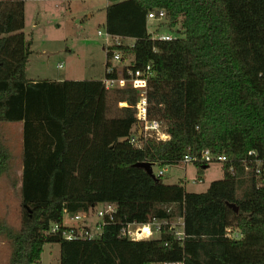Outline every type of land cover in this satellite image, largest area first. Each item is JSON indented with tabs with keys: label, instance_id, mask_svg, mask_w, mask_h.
<instances>
[{
	"label": "trees",
	"instance_id": "trees-1",
	"mask_svg": "<svg viewBox=\"0 0 264 264\" xmlns=\"http://www.w3.org/2000/svg\"><path fill=\"white\" fill-rule=\"evenodd\" d=\"M27 1H0V124H23L22 228L8 229L11 264H37L46 244L60 246V264H264V187L242 162L251 151L264 157V0H108L106 32L134 40L115 48L133 57L131 69L153 64L151 117L168 127L166 141L140 136V148L130 142L135 92L103 83L116 70L103 80L27 79ZM156 9L167 12L169 27L180 25L179 37L152 38L147 15ZM110 100L129 106L112 117ZM204 149L229 159L205 193L138 166H177ZM10 160L0 143V177ZM194 165L199 175L208 167ZM103 203L117 211L100 239L49 233L65 211ZM154 218L183 219V240L167 225L160 239L120 237L124 224Z\"/></svg>",
	"mask_w": 264,
	"mask_h": 264
},
{
	"label": "rangeland",
	"instance_id": "rangeland-1",
	"mask_svg": "<svg viewBox=\"0 0 264 264\" xmlns=\"http://www.w3.org/2000/svg\"><path fill=\"white\" fill-rule=\"evenodd\" d=\"M108 0H30L25 3V29L27 40L33 41L34 51L27 65L29 81L54 80H103L106 75L108 48L121 43L132 46L134 40L116 39L107 44L106 12ZM93 12V18L90 17ZM152 37L173 35L179 37L180 25L169 27L170 21H148ZM117 41V42H116ZM122 52V51H121ZM127 59V57H126ZM125 64H118V73ZM61 66V67H60ZM113 95V93L111 92ZM110 100V116L114 117L122 108ZM136 135V127L134 128ZM150 136V135H146ZM0 143L10 153L7 173L0 177V264H11L13 245L8 239V229L15 233L22 228V157L23 124L1 123ZM183 165V166H182ZM223 166L209 165L198 176L194 164L160 167L155 165L153 172L158 175L167 170L162 177L164 184L187 183L191 193H205L212 182L224 178ZM201 177L202 182H199ZM177 230H181L178 219L173 220ZM239 236L233 231V237ZM37 264H60V246L46 244Z\"/></svg>",
	"mask_w": 264,
	"mask_h": 264
},
{
	"label": "built area",
	"instance_id": "built-area-1",
	"mask_svg": "<svg viewBox=\"0 0 264 264\" xmlns=\"http://www.w3.org/2000/svg\"><path fill=\"white\" fill-rule=\"evenodd\" d=\"M0 1H22V0H0ZM167 18V12L163 9H156L150 11L147 15L148 21H163ZM99 36L105 35L107 44L110 45V41L116 39H127L123 37L113 36L107 32H98ZM153 38V37H152ZM173 35H158L154 37V40L161 41H172L176 39ZM117 42V41H116ZM133 46V45H132ZM116 47H128L118 43L113 47L108 48L111 57L109 59L108 73H113L115 70L118 72V64H125L123 71L119 74V77L115 79H104L103 83L107 91L125 90L130 89L135 92L136 101L133 105L135 116L137 119L136 124V135L130 138V142L136 147H141L142 143L139 140L140 136L151 135L154 136L158 141H166L169 138L167 123L161 116L151 117V102H150V80L154 77L153 64L150 63L145 69H131V63L133 57L126 56ZM131 47V46H129ZM127 69V76L123 74L124 70ZM120 106L128 107L127 102L119 103ZM122 107V108H123ZM140 131L142 134L140 135ZM126 140V139H124ZM229 159L224 154H216L209 149H204L201 152L199 158L192 156L190 153L186 154L181 164H195L200 162L204 165H211L214 163L221 164L222 166L227 163ZM243 165L245 171L249 174H254L258 181L259 186L264 187V157L260 158V155L256 152H249L248 158L244 159ZM233 172V168L230 170ZM165 170L158 172L159 177L164 175ZM117 207L113 204H99L89 211L71 213L65 211L63 220L61 223H53L50 227V234H62V237L67 241L77 240H96L100 239L103 235L104 228L115 222V214ZM180 220V219H178ZM182 222V220H181ZM183 224V223H182ZM169 226V233L175 237V239L182 241L184 238L183 230H177L173 222L167 220L152 219L147 224L139 223H127L124 224L121 231L120 237H127L133 241H145L160 239L162 236L163 226ZM162 264H184V262H165Z\"/></svg>",
	"mask_w": 264,
	"mask_h": 264
},
{
	"label": "crops",
	"instance_id": "crops-1",
	"mask_svg": "<svg viewBox=\"0 0 264 264\" xmlns=\"http://www.w3.org/2000/svg\"><path fill=\"white\" fill-rule=\"evenodd\" d=\"M109 5V1H108V3H107V6ZM107 6H106V8H105V12H106V9H107ZM90 17L91 18H93V12L91 13V15H90ZM149 23L150 22H147V24H148V32L150 33V31H149ZM106 25V24H105ZM129 40H132V39H129ZM34 52V51H33ZM32 56V55H31ZM31 56H30V58H31ZM30 58H29V60H30ZM28 63H29V61H28ZM28 65V64H27ZM61 67V66H60ZM26 75H27V69H26ZM90 80H100V79H90ZM54 81H63V79L62 80H54ZM34 82H36V81H34ZM180 165V164H179ZM159 166V165H158ZM183 166V165H182ZM154 167V166H153ZM161 167V166H160ZM166 167V166H165ZM23 170V169H22ZM165 172H167V170H165ZM165 172H164V174H165ZM154 173V172H153ZM198 176H199V174H198ZM163 177V176H162ZM199 178V182H202V179H201V177H198ZM185 187H186V190H187V183L185 182ZM187 192H189L188 190H187ZM189 193H191V192H189ZM176 219H180L179 221H180V224H181V230H183V219H181V218H176ZM181 220H182V222H181ZM41 262V261H40Z\"/></svg>",
	"mask_w": 264,
	"mask_h": 264
},
{
	"label": "water",
	"instance_id": "water-1",
	"mask_svg": "<svg viewBox=\"0 0 264 264\" xmlns=\"http://www.w3.org/2000/svg\"><path fill=\"white\" fill-rule=\"evenodd\" d=\"M142 134V131H140V135ZM139 167L144 168L150 175H153V166L151 163H139ZM238 211V209H236Z\"/></svg>",
	"mask_w": 264,
	"mask_h": 264
}]
</instances>
